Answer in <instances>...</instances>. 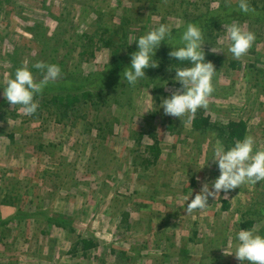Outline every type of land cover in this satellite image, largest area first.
<instances>
[{
    "label": "rangeland",
    "instance_id": "rangeland-1",
    "mask_svg": "<svg viewBox=\"0 0 264 264\" xmlns=\"http://www.w3.org/2000/svg\"><path fill=\"white\" fill-rule=\"evenodd\" d=\"M249 3L254 12L237 0H0V264H242L231 253L234 236L264 181L221 191L205 209L186 205L219 175L217 142L233 145L216 125L243 120L245 136L264 148V0ZM100 21L119 36L110 28L99 39ZM189 22L201 27L217 72L207 107L180 119L160 106L182 90L174 68L186 65L171 60L167 42L137 85L122 76L133 39L169 23L178 40L175 29ZM233 22L256 37L240 58L227 51ZM37 61L59 65L61 75L27 115L2 88L21 66L39 80ZM67 92L80 99L64 115L71 98L60 107L51 99ZM197 114L211 125L194 127ZM262 207L252 216L264 235ZM79 237L97 246L84 254Z\"/></svg>",
    "mask_w": 264,
    "mask_h": 264
},
{
    "label": "clouds",
    "instance_id": "clouds-1",
    "mask_svg": "<svg viewBox=\"0 0 264 264\" xmlns=\"http://www.w3.org/2000/svg\"><path fill=\"white\" fill-rule=\"evenodd\" d=\"M237 4L244 13L255 11L250 7L249 0H237ZM172 28L169 23H159L133 39L137 50L131 53L130 64L124 69L122 79L130 86L137 85L146 77L145 69L158 65L154 58L155 52L162 41L167 42L171 45L169 56L175 61H187L188 64L174 68V80L181 84L182 90L173 91L162 99L160 106L165 115L180 119L188 115L190 118L197 109L207 107L208 98L214 91L213 78L217 71L213 63L205 59L202 47L204 35L197 23H187L178 40L173 36ZM226 33L230 40L227 51L235 58L245 55L256 38L254 32L245 30L238 22L227 25ZM34 67L43 73L39 80L29 67L21 66L16 69L14 78H9L2 88L7 102L12 106L20 105L27 115L34 114L39 107L34 97L61 75V68L55 63L37 61ZM211 159L215 161L219 175L210 182L211 187L207 181L202 184L201 191L186 205V212L205 209L209 205V197L216 198L221 191L227 194L238 186L264 181V148L258 147L251 135L236 140L228 148L217 142ZM234 241L235 249L231 253L242 264H264V235L259 234L255 227L239 229Z\"/></svg>",
    "mask_w": 264,
    "mask_h": 264
},
{
    "label": "trees",
    "instance_id": "trees-1",
    "mask_svg": "<svg viewBox=\"0 0 264 264\" xmlns=\"http://www.w3.org/2000/svg\"><path fill=\"white\" fill-rule=\"evenodd\" d=\"M126 19L122 20V23H125V27H126V24H129L127 22H125ZM99 26L101 27V30L100 32L102 33H98L99 35V39H102L105 35L104 32H106L107 30H110V28L114 31H109L110 34L112 33L113 35L115 36H119L118 35V27H116L115 25H109V24H106L104 21H100V24ZM184 30V28H177L175 29V31H178V32H182ZM98 32V31H97ZM122 32L126 33V30L122 28ZM124 36H126V34H124ZM120 37L122 38L121 34H120ZM124 39V38H123ZM104 40L106 41L105 42V45L106 46H109L111 43H112V38H111V35L110 36H107L104 38ZM110 40V41H109ZM126 40V38H125ZM127 48L130 50V52H132L134 50V47H132V45L128 46L126 45ZM119 59V57H118ZM175 58H172L171 57V60H174ZM177 62H181V61H177ZM185 62V64L187 65L188 62L187 61H183ZM184 65V66H186ZM78 88V87H76ZM75 91V90H73ZM74 93H77V92H67V93H56L54 94L52 97L53 99H51L52 101L54 100L56 102V104H58V107H60L63 103V101L66 99V98H71L70 99V102H68V104L70 103V105L66 104L64 105V109H66V111L64 112V115H68L69 111H74L75 110V105L76 103L79 101V97L74 94ZM86 96L88 97H91L92 96V92H87L85 91L84 92ZM43 96V99L42 100H45L46 96L45 93H42V94H38L37 96ZM36 96V97H37ZM40 96V97H41ZM202 115V114H201ZM201 115L199 116L198 114L192 119V123L194 125V127L196 128H200L202 126H210V122H209V117L208 116H202ZM216 128H219L218 130L221 132V135L222 133L225 132V130L227 131V137L229 138V140L232 141V143H234L236 140L238 139H243L247 133V125L245 123V121L243 120H240V121H230L226 126L225 128L221 127V126H217L216 125ZM1 129V128H0ZM150 148H153L156 150V153L157 155H155V158H154V161H156L158 155H159V148L157 147V145L155 144H152L151 146H149ZM144 160H147L146 157ZM260 195L261 196H256V197H252V199L250 201H248V205H247V213H248V217H246L245 219H243L242 223L240 224L241 227H244V228H252L253 225H254V221L257 219V217H254L252 216L253 213L255 214H259L261 211H263V200H264V193L262 191H260ZM258 200H257V199ZM257 201V202H256ZM228 204H226L227 206ZM250 215V216H249ZM78 246H80V248L82 249L83 253L84 254H87L88 251L93 248V247H96L97 246V242L92 239V238H86V237H79V239L77 240V243H75V247L78 248Z\"/></svg>",
    "mask_w": 264,
    "mask_h": 264
}]
</instances>
